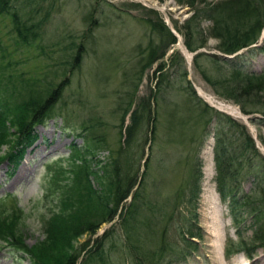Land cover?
<instances>
[{"label":"rangeland","instance_id":"374dc122","mask_svg":"<svg viewBox=\"0 0 264 264\" xmlns=\"http://www.w3.org/2000/svg\"><path fill=\"white\" fill-rule=\"evenodd\" d=\"M17 4L23 20L36 25L38 35L28 45L15 44L10 18L0 16V77L10 76L11 80H16L19 95L14 96L19 97L17 100L28 94V86L34 82L42 98L51 89L58 91L59 96L48 118L33 127L35 139L24 147L16 165L0 162V219L12 218L16 235V239L9 242L0 238V264H33L30 256L14 244L22 243L28 249L43 239L45 222L59 207V188L67 182V173L61 175L59 171L68 168L71 161H77L75 155L71 156L70 146H81L82 138L75 134L84 127L89 138L93 137L90 144L100 146L95 156L98 163L92 161L93 171L98 170L118 144L123 143L124 130L120 128V113L115 108L119 104L124 106L127 100L131 101L130 110L140 109L146 102L156 117L154 134L151 122L144 120L143 129L134 138L129 156L133 171L128 172L135 173L137 167L141 172L146 161L136 225L146 224L147 219L150 224L147 222V227L141 225L137 233H130L132 244L131 249H127L124 231L118 222L120 217H113L102 223L95 233L87 231L73 237L70 252L79 251L83 259L91 257L86 264H264L262 250H257L250 258L238 250L223 253L226 239L236 242L237 234L226 203L218 199L214 190L211 136L199 149L202 181L194 221L200 236L193 238L195 250L185 259L168 262L162 255V221L151 211L154 208L141 204L162 206L167 197L185 188L191 173L190 163L184 158L187 153L184 147L168 143L165 136L162 92H158L156 103L150 100L156 93L155 82L162 79V74L153 73V67L144 70L142 75L139 73L137 63L145 53L147 42L151 39L159 45L162 39L161 34L150 31L149 21L164 24L176 38L161 60L166 62L167 56L176 52L173 66L179 63L180 57L195 94L212 108L242 123L264 156V126L252 123L250 116L242 114L237 105L215 95L192 63L196 52H217V40L207 38L205 46L192 53L183 46L182 24L192 10L174 0H17ZM200 26L206 30L209 21L201 19ZM88 28L89 36L84 37ZM80 43L82 48L76 55ZM231 56L242 63L246 71L264 70V29L256 43ZM7 62L10 65L2 68ZM166 78L173 82L166 96H179L181 93L176 89L181 81L179 75L168 70ZM200 93L235 106L244 119L219 110ZM127 122L128 115L124 117V125ZM2 131L0 159L17 141L14 128L4 124ZM191 149L193 145L189 154ZM89 179L91 186L98 189L96 180ZM121 184H125V179ZM249 186L248 181L243 182L244 189ZM241 235L248 237L249 231L244 230ZM96 238H100L96 241L100 254L87 256L91 250L85 249ZM87 241L88 246L82 250Z\"/></svg>","mask_w":264,"mask_h":264},{"label":"trees","instance_id":"16d2710c","mask_svg":"<svg viewBox=\"0 0 264 264\" xmlns=\"http://www.w3.org/2000/svg\"><path fill=\"white\" fill-rule=\"evenodd\" d=\"M174 1L192 10L182 24L183 46L188 52L204 47L207 38L217 40V52H196L192 56V63L202 80L219 98L231 101L242 114L249 115L252 123L264 126V70L246 71L242 63L231 56L257 42L264 29V0ZM90 10H93L92 6ZM20 13L17 0H0V16L10 18L14 43L28 45L37 37L38 30L36 25L26 23ZM201 19L209 21L206 30L200 26ZM147 26L151 32L161 34L162 39L159 45L151 39L147 42L145 53L137 63L139 73L142 75L144 70L153 67V73L162 74V79L155 82L156 93L150 96V100L156 103L158 92H162L165 136L168 143L184 147L183 151L187 152L184 158L189 161L191 171L185 188L167 197L162 206L141 203L149 209L154 208L151 211L162 221V255L168 262L173 259L178 261L196 249L193 238H198L200 233L194 221L195 207L202 181L199 149L211 136L214 190L218 199L226 203L228 216L237 234L236 242L226 239L223 253L238 250L250 258L257 250L264 251V156L242 123L212 108L195 94L180 57L179 63L173 66L176 52L170 53L166 62L161 60L166 50L176 42L169 29L162 23L151 21ZM87 32L89 28L84 37L89 36ZM81 46V43L77 46L76 55ZM8 65L10 62L2 68ZM168 70L177 73L181 79L176 87L181 94L173 98L166 96L173 87V82L166 78ZM15 81L10 76L6 79L0 77V144L4 137V124L17 132V141L0 162L6 161L12 167L18 162L24 147L35 139L33 127L48 118L52 104L59 96L58 91L51 89L42 98L34 82L28 86V94L17 100L19 97L14 94H18L16 87L19 85L16 86ZM143 104L140 109L133 107L130 110L131 101L127 100L124 106H116V112L120 113V128L124 130L123 143L118 144L112 156L102 162L96 171L92 169V161L98 163L95 156L100 146L90 144L93 137L89 138L84 127L75 134L82 138L81 146H70L71 156L75 155L77 161H71L68 168L59 171L61 175L67 173L68 183L59 188V207L47 218L43 239L28 249L21 245V241L20 245L14 244L30 256L33 264H86L91 257L83 259L79 251L72 249L70 252L72 238L87 231L95 233L102 223L113 217H120L118 222L124 231V246L127 249H131L132 244L130 233H137L141 225L147 227L150 224L147 219L148 225L147 222L136 225L141 202L139 188L146 161L141 172L137 167L135 173H128L133 171V161L129 157L132 144L143 129L144 120L151 122L152 134L156 130V117L150 112L148 104ZM126 115L128 122L124 125ZM90 177L96 180L98 189L91 186ZM124 179L125 184L122 185ZM244 181L249 182V188H243ZM7 218L0 219V238L9 242L15 240L16 235L12 218ZM244 230L249 231L248 237L241 235ZM99 239L96 238L87 249L89 241L83 246L82 250H91L87 256L100 254L99 247L96 248Z\"/></svg>","mask_w":264,"mask_h":264},{"label":"bare ground","instance_id":"6f19581e","mask_svg":"<svg viewBox=\"0 0 264 264\" xmlns=\"http://www.w3.org/2000/svg\"><path fill=\"white\" fill-rule=\"evenodd\" d=\"M204 93V92H203ZM201 94L200 95L210 104H212L213 106H215L216 108H218L219 110L225 111L231 115H233L236 118L239 119H244V116L240 113V111L233 105L229 104V103H225L223 101H219L215 98H213L212 96L208 95V94Z\"/></svg>","mask_w":264,"mask_h":264}]
</instances>
